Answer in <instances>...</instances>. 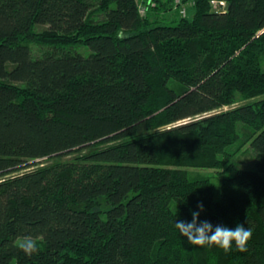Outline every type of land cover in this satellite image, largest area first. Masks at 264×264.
I'll list each match as a JSON object with an SVG mask.
<instances>
[{
    "label": "trees",
    "instance_id": "obj_1",
    "mask_svg": "<svg viewBox=\"0 0 264 264\" xmlns=\"http://www.w3.org/2000/svg\"><path fill=\"white\" fill-rule=\"evenodd\" d=\"M184 1L0 0V264H264V0ZM201 203L247 252L180 236Z\"/></svg>",
    "mask_w": 264,
    "mask_h": 264
},
{
    "label": "clouds",
    "instance_id": "obj_2",
    "mask_svg": "<svg viewBox=\"0 0 264 264\" xmlns=\"http://www.w3.org/2000/svg\"><path fill=\"white\" fill-rule=\"evenodd\" d=\"M197 207L199 211L191 213L190 222L176 219L173 221L175 229L189 244L199 247L216 246L225 252L248 251V242L252 237L250 227H245L243 224H237L235 227L213 225L209 220L200 219L201 213L205 210L204 205L201 203ZM19 247L27 256L38 251L37 243L32 238L20 241Z\"/></svg>",
    "mask_w": 264,
    "mask_h": 264
},
{
    "label": "rangeland",
    "instance_id": "obj_3",
    "mask_svg": "<svg viewBox=\"0 0 264 264\" xmlns=\"http://www.w3.org/2000/svg\"><path fill=\"white\" fill-rule=\"evenodd\" d=\"M192 11L190 12V16L192 15ZM37 51V48H36ZM85 52V51H83ZM243 104V103H242ZM241 105V104H240ZM229 108H226L225 110H227ZM236 149L233 148V152ZM237 151V150H236ZM232 152V150H231ZM72 157H66L64 158L65 160H69ZM232 163L236 164L239 168L241 169H245V170H253L255 169V153L253 151V149L251 148V145L248 144L246 146H244L241 151H239L238 153L234 154L232 156ZM50 162V161H48ZM39 165V166H45L47 164L46 160H38V161H34L31 163H28V166H34V165ZM34 167H31L29 169L23 170L24 171H29L32 170ZM193 173L195 174H199L202 177L208 178L209 180H211V182L214 184L215 186V199L216 200H220V186L222 183L223 178H228L230 177L232 174L227 173L225 171V169H219V170H191ZM172 210L174 212H178L179 207L176 203H174L172 205Z\"/></svg>",
    "mask_w": 264,
    "mask_h": 264
},
{
    "label": "built area",
    "instance_id": "obj_4",
    "mask_svg": "<svg viewBox=\"0 0 264 264\" xmlns=\"http://www.w3.org/2000/svg\"><path fill=\"white\" fill-rule=\"evenodd\" d=\"M135 1L138 4L139 14L142 17L147 16L148 14L147 2H151V0H135ZM211 4L218 12L219 11L223 12L226 11L227 9L226 0H212ZM194 6L195 3L193 1L186 3L184 0H174V9L179 12L182 18L188 17L189 9L193 8Z\"/></svg>",
    "mask_w": 264,
    "mask_h": 264
}]
</instances>
